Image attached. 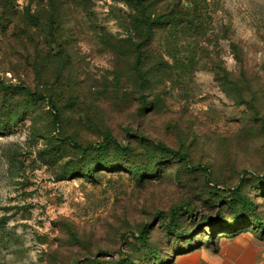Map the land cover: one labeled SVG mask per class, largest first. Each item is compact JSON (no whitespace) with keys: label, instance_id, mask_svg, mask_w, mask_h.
<instances>
[{"label":"rangeland","instance_id":"rangeland-1","mask_svg":"<svg viewBox=\"0 0 264 264\" xmlns=\"http://www.w3.org/2000/svg\"><path fill=\"white\" fill-rule=\"evenodd\" d=\"M198 1L141 40L142 77L127 1L0 0V264H153L218 216L264 221V0Z\"/></svg>","mask_w":264,"mask_h":264},{"label":"trees","instance_id":"trees-1","mask_svg":"<svg viewBox=\"0 0 264 264\" xmlns=\"http://www.w3.org/2000/svg\"><path fill=\"white\" fill-rule=\"evenodd\" d=\"M127 1L129 4L133 5L136 14H134L133 16V20H134V24L136 26V32L138 33L137 39H139L138 42L133 41L132 45H134V52L136 55V71L139 74V76L143 77L140 65L142 62V58H143V45L145 44V42L143 41H149L150 39L153 38L154 34H155V30L159 27H177L178 24L180 23H190L192 22V14L196 13L198 11H200L201 6H200V2L198 0H188L186 2H180V0L178 1L179 4L173 5L168 4V7L165 9L164 12H159L156 15H154L153 10H152V1L151 0H125ZM160 1V0H159ZM173 2V0H170V2ZM176 3V2H175ZM192 4V5H191ZM3 6L4 9L7 11H9L11 9V7L13 6V0H3ZM179 7L178 9H176V7ZM1 23V22H0ZM1 25V24H0ZM189 25V24H188ZM187 27V24L186 26ZM232 50H233V54H234V58L236 60V62L238 63V65L240 66L239 68V73L241 75H245L246 76V68H245V61H244V57H243V53H242V48L238 43L232 42L231 44ZM214 73L216 74L217 79L221 80V79H228L230 82H232V79L230 78V76H232V72L229 71L228 69H226V67L220 65V64H215V68L213 69ZM233 84H236L235 82H232ZM236 87V86H235ZM22 88H24L25 91L29 92L28 87H26L25 85H22ZM33 93V92H32ZM37 94V92H34ZM40 96H42L40 93H38ZM107 141L105 140L104 143H101L98 145V150L102 151L104 149H106V145H108V140L112 138V136H108L107 137ZM77 146V144H76ZM82 147V146H81ZM158 147L160 148V150L162 151V153L165 154H173L177 159L179 160H183V159H187L186 154H184L183 152L180 151H176L173 148L164 145L163 143H158ZM81 150L84 151V148H81ZM96 151V150H95ZM92 155L91 153H88V156ZM87 159V158H86ZM88 160H86L87 163ZM132 169L137 168L136 166H132ZM76 168H73V172L75 171ZM139 170V168H137ZM146 171H148L149 169H144ZM91 171V170H89ZM93 172L91 171L90 174H92ZM245 201L240 200L239 198H232L231 200V207H234V209H239L241 211H243V209H245ZM251 209L255 210L254 207L251 206ZM167 215L165 213L162 214V218L166 219ZM244 217V216H243ZM242 220V219H240ZM220 221H222L220 223ZM239 220H233L230 221L229 223L224 222L222 220L221 216H218L215 219L209 220L206 222V224L204 225V228L206 229V227L208 228V233L210 234V238L209 241L207 243H217L219 238L222 236H235L237 234H239L240 232H242L243 230H245L248 226L251 227L256 221L257 223H260V227L257 228V230L259 232H263L262 231V226H264V221L263 220H255V222H246V223H239ZM179 223V216L177 214V210H173L172 211V217L170 218V220L168 221L169 226L172 229H176ZM203 228V231H205ZM175 234H178V232L176 231ZM148 236V226L144 227L141 232L140 235L138 236V238L142 241H146ZM181 237V236H179ZM186 241L190 240V238L192 236H186ZM189 237V238H188ZM185 239V238H184ZM193 239V238H192ZM203 244V243H202ZM200 243V245H202ZM200 245L193 247V248H185V249H181L179 252H176L175 254H173L170 257V254L167 255L166 257L161 258L160 260H157L156 263L153 264H164L165 262H167V264H170L174 258V255H176L177 253L180 252H184V251H188V250H192L195 249L197 247H199ZM128 264V263H125Z\"/></svg>","mask_w":264,"mask_h":264},{"label":"crops","instance_id":"crops-1","mask_svg":"<svg viewBox=\"0 0 264 264\" xmlns=\"http://www.w3.org/2000/svg\"><path fill=\"white\" fill-rule=\"evenodd\" d=\"M170 264H264V231H242L177 253Z\"/></svg>","mask_w":264,"mask_h":264}]
</instances>
